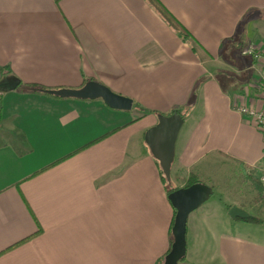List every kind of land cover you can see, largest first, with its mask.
Returning a JSON list of instances; mask_svg holds the SVG:
<instances>
[{"label":"crops","instance_id":"crops-1","mask_svg":"<svg viewBox=\"0 0 264 264\" xmlns=\"http://www.w3.org/2000/svg\"><path fill=\"white\" fill-rule=\"evenodd\" d=\"M161 1L191 38L146 0H0V85L20 81L0 86V264H158L176 209L145 135L175 111L172 179L205 189L177 264H264V222L229 210L264 218L226 195L264 165L261 131L233 107L262 106L242 49L264 47V0ZM90 77L132 108L29 86Z\"/></svg>","mask_w":264,"mask_h":264},{"label":"water","instance_id":"water-1","mask_svg":"<svg viewBox=\"0 0 264 264\" xmlns=\"http://www.w3.org/2000/svg\"><path fill=\"white\" fill-rule=\"evenodd\" d=\"M20 84L18 79L1 83L0 86L16 88ZM51 93L61 97H73L81 99L101 98L112 108L130 110L133 106L131 97L115 92L100 81H89L79 88L53 89ZM184 117L178 111L171 115L158 114V122L150 127L145 135L153 155L159 161L162 170L168 180H171L172 163L175 156L176 140L183 125ZM205 196L202 184L195 183L189 187H180L171 192L168 197L176 209L175 222L173 226L174 240L172 247L166 257L165 264H177L185 252L187 222L190 213L199 207ZM229 214L232 218H248L251 214L245 209L233 205Z\"/></svg>","mask_w":264,"mask_h":264},{"label":"trees","instance_id":"trees-1","mask_svg":"<svg viewBox=\"0 0 264 264\" xmlns=\"http://www.w3.org/2000/svg\"><path fill=\"white\" fill-rule=\"evenodd\" d=\"M148 2V4L154 8V10H156V12L166 21V23H168V25L173 28L183 40H188L189 38H191V33L189 31V29L164 5V3L161 0H146ZM89 81H98L95 77H90V78H86L83 81V84L81 86H83L84 84H86ZM31 87V91L33 92H45L50 94V91L53 89H59L62 86H46L40 83H30L29 85ZM57 96V95H55ZM61 97V96H58ZM1 98V96H0ZM1 100V99H0ZM186 111L185 113H182L183 117H185L187 115ZM158 162V166H159V171H160V175L162 178V181L165 184L166 187V192L168 193V195L173 192L174 190L180 188L178 185H174L172 182V180H168L164 171L161 168V165ZM249 177V176H248ZM251 184L253 185L254 189L258 192L259 196H264V183L261 182V180L259 178H254V177H249ZM200 178L198 175L196 174H190L187 178L184 179V187H189L195 183H199ZM175 214H176V210ZM174 219H175V215H174ZM246 221L249 222H254V223H260V222H264L263 219H260L259 217H256L254 215L249 216L248 218H245ZM174 224V221H173ZM172 224V227H173ZM174 239L173 233H172V240ZM169 252V251H168ZM167 255V253L160 259V261L158 262V264H161L160 262L163 261V259L165 258V256Z\"/></svg>","mask_w":264,"mask_h":264},{"label":"built area","instance_id":"built-area-1","mask_svg":"<svg viewBox=\"0 0 264 264\" xmlns=\"http://www.w3.org/2000/svg\"><path fill=\"white\" fill-rule=\"evenodd\" d=\"M242 53L243 55L249 56L256 66V69L259 70V79L255 88L260 93L259 99L261 98L262 106H257L258 102H247L237 98L233 102V107L235 110L250 118L264 137V47L251 42L242 49ZM258 170V178L264 183V165Z\"/></svg>","mask_w":264,"mask_h":264},{"label":"rangeland","instance_id":"rangeland-1","mask_svg":"<svg viewBox=\"0 0 264 264\" xmlns=\"http://www.w3.org/2000/svg\"><path fill=\"white\" fill-rule=\"evenodd\" d=\"M248 170V169H247ZM252 172V176L258 177L259 170H248ZM241 178V177H240ZM245 179V180H244ZM241 179V181H237L236 189L231 187L228 191H226V195L231 197V200H237L238 202H243L247 204L249 208L251 206L253 209L251 210L254 214H257L264 218V198H261L258 192L254 189L250 180H247L246 177ZM171 180L174 185H179V182L176 178L172 179L171 172ZM240 180V179H239Z\"/></svg>","mask_w":264,"mask_h":264}]
</instances>
